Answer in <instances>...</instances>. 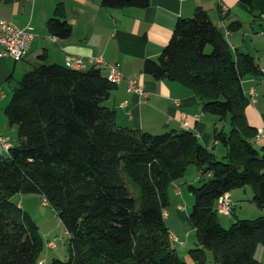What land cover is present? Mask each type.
Wrapping results in <instances>:
<instances>
[{"label": "trees", "instance_id": "1", "mask_svg": "<svg viewBox=\"0 0 264 264\" xmlns=\"http://www.w3.org/2000/svg\"><path fill=\"white\" fill-rule=\"evenodd\" d=\"M148 2L103 0V5ZM238 3L253 21L264 19V0ZM240 25L232 20L227 28ZM46 28L60 38L71 33L58 9ZM38 57L42 62L18 79L3 110L16 126L18 143L0 155V264L43 261L38 226L12 199L28 192L44 198L68 234L69 259L51 264H186L172 247L164 212L169 186L190 164L201 175L198 185H187L196 242L191 258L204 264L208 250L218 264H264L254 256L256 246L264 245V215L237 218L225 227L215 209L220 195L245 185L253 188L252 201L264 207V144H253L256 129L246 120L249 99L241 82L260 70L250 54L231 49L204 9L178 18L143 72L181 83L200 98L205 113L228 122V131L213 132L226 147L222 159L189 129L152 133L118 125L115 111L102 103L116 83L100 67L45 63V51Z\"/></svg>", "mask_w": 264, "mask_h": 264}, {"label": "crops", "instance_id": "2", "mask_svg": "<svg viewBox=\"0 0 264 264\" xmlns=\"http://www.w3.org/2000/svg\"><path fill=\"white\" fill-rule=\"evenodd\" d=\"M221 4L227 7L224 14L220 11ZM197 7L207 12L232 50L250 54L259 66L258 74H246L241 82L249 99L245 107L246 120L256 130L264 128V35L259 33L264 27V19L253 21L250 12L240 6L238 0H149L145 7H110L104 6L103 1L95 4L94 0H0V18L12 21L34 35L27 54L21 60L0 56V101L8 98L4 90L6 84L13 78L20 79L25 71L39 65L42 61L38 56L44 51L45 63L66 64L80 69L98 66L105 75L110 64L118 63L123 77L103 101L105 106L115 111L118 125L148 131L189 129L216 156L219 142L213 137L214 129L228 131V122L205 113L200 98L181 83L169 79L155 80L143 72L145 60L157 59L178 18L192 16ZM57 9L61 19L71 26V33L66 38L56 37L46 28V21ZM232 20L241 23L237 30L227 28ZM78 60L80 65L75 64ZM132 78L137 79L144 96L127 90V81ZM0 111L3 110L0 108ZM183 115L187 118V125L183 123ZM13 129L0 112V134H4L10 146L13 144L10 139L15 141V137L9 136H13ZM253 144L260 148L264 140ZM219 150L223 158L226 147L223 145ZM192 171L194 179L186 181L187 185L201 177L197 169L196 173ZM171 185L172 196H178V201L173 202V212L166 208L165 220H172L167 223L171 244L186 264H197L188 253L196 246L194 227L189 219L193 199L189 192H183L177 179ZM177 187L180 188L179 193ZM228 194L233 204L231 212L225 215H232L223 220V224H230L237 218L264 215V207L252 201L251 186L234 188ZM169 201L172 202L170 195ZM17 203L28 211L20 201ZM259 245L254 256L262 261L264 259H260L258 253L264 255V245ZM205 255L204 264H218L210 251L206 250Z\"/></svg>", "mask_w": 264, "mask_h": 264}, {"label": "rangeland", "instance_id": "3", "mask_svg": "<svg viewBox=\"0 0 264 264\" xmlns=\"http://www.w3.org/2000/svg\"><path fill=\"white\" fill-rule=\"evenodd\" d=\"M210 49H211V46L207 45L205 48V51L209 52ZM15 79L18 81L19 78L11 79L6 84V86L4 87V90L7 93L8 98L0 101V108L2 110H4V107L6 106V104L9 101V98H10L11 92H12V87H14V85L16 83ZM0 112H1V116L3 117V119L6 122L7 119H6V116L4 115V111H0ZM212 116H215V115H212ZM12 126L14 128L13 129V136L12 135H9V136L15 137V141L13 140V138H11L10 143H13L12 145H15L18 143L17 131H16V126L15 125H12ZM161 131L162 130H152L150 132L159 133ZM219 148H221V149L223 148V145L221 143H219L216 147V157L218 159H220L222 157L221 156L222 151H220ZM5 154H7V149H4L0 145V155H5ZM192 170H194V172L196 173V167H194V165H192V164L188 165L183 176L177 179V182L180 183V187L182 188L183 192H185L186 194H189L188 190H187V182L190 181V179H194L192 177V175H193ZM192 183L194 185H198L200 183V179L197 178L196 180H193ZM248 187L250 188V185H248ZM171 188H172V185L169 186L168 193L170 195V198L172 197V202L170 201L169 205L166 208L171 210V212H173V207H174L173 202L175 203L176 201H178L176 199V197H178V196H174V195L172 196ZM191 197L193 199L192 195H191ZM12 199L14 201H20L21 204H23V207L28 210L29 214L31 215V217L34 219V221L36 222V224L38 226V231L43 238V247H42V250H41L40 255H39V258L43 260V263L44 264H51L53 259H58V260L63 261V262L67 261L69 259V254H70L69 253V245H68V234H67L63 224L59 220L58 216L56 215V213L52 209V207L47 202H45L44 198L39 193H36V192L17 193L14 196H12ZM181 203H183V202H181ZM237 212H239V210ZM231 215L228 216V215H225L222 213H218V217H219L220 222L223 226H225V227L229 226V224H223L222 221L226 220ZM247 219H251V218H247ZM168 222L171 223L172 220L169 221L167 219L166 223H168ZM47 241H52L54 243V246L48 247L46 245ZM259 246H261V245H259ZM258 256L260 257V259H264V258H262V257H264V255H262L261 253H258ZM262 261H264V260H262Z\"/></svg>", "mask_w": 264, "mask_h": 264}, {"label": "built area", "instance_id": "4", "mask_svg": "<svg viewBox=\"0 0 264 264\" xmlns=\"http://www.w3.org/2000/svg\"><path fill=\"white\" fill-rule=\"evenodd\" d=\"M220 11L222 14L226 13L227 7L224 4H221ZM259 33L261 35H264V27L260 29ZM33 36H34L33 33L18 27L12 21L0 18V56L1 55L10 56L15 61L21 60L27 54ZM75 64L80 65V61L78 60ZM107 77L109 80L115 83L119 82L122 79L123 76L119 69L118 63L109 65ZM127 90L144 96V91L139 85L137 79L135 78L129 79L127 81ZM182 120L184 125L188 124L185 115L182 116ZM252 140L253 141L264 140V128H260L256 130V132L252 137ZM0 145L4 149L9 148L8 140L1 134H0ZM176 191L179 192V188H176ZM232 204L233 203L228 192H225L217 198L215 203V209L219 213L228 214L232 210ZM164 214L167 215L165 212ZM174 240H176V238H174ZM178 242L181 243L182 241H178ZM47 246L53 247L54 243L52 241H47ZM38 264H43V261H39Z\"/></svg>", "mask_w": 264, "mask_h": 264}, {"label": "water", "instance_id": "5", "mask_svg": "<svg viewBox=\"0 0 264 264\" xmlns=\"http://www.w3.org/2000/svg\"><path fill=\"white\" fill-rule=\"evenodd\" d=\"M102 1L103 0H94V3L99 5V4H101Z\"/></svg>", "mask_w": 264, "mask_h": 264}]
</instances>
